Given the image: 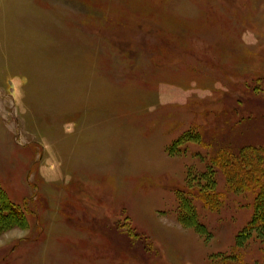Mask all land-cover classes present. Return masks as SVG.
<instances>
[{"label":"rangeland","instance_id":"1","mask_svg":"<svg viewBox=\"0 0 264 264\" xmlns=\"http://www.w3.org/2000/svg\"><path fill=\"white\" fill-rule=\"evenodd\" d=\"M219 140L264 143V0H0V264H264Z\"/></svg>","mask_w":264,"mask_h":264},{"label":"trees","instance_id":"2","mask_svg":"<svg viewBox=\"0 0 264 264\" xmlns=\"http://www.w3.org/2000/svg\"><path fill=\"white\" fill-rule=\"evenodd\" d=\"M184 135L186 134L184 133ZM194 135L197 136V140L200 143L207 144L202 135H199L197 132H195ZM177 142H179V140H177ZM173 146L174 145L169 147L170 150ZM214 147L215 150H213V154L210 156L211 165L220 167L226 178L228 187L235 190H252L253 188L257 190L254 201L255 212L243 232L238 234L237 243L241 245L244 242L243 236L246 235L247 237L252 232H255L256 237L264 242V143H247L240 147H235L232 142L219 140ZM206 171L207 170H204L200 173V179L203 183L199 185L197 190L194 191L192 189V184L195 181L193 179L194 176L192 178L189 176L186 181L187 189L184 188L177 192V220L183 226L193 227L200 234H205L206 232L204 226L198 222L193 200L198 199L212 208L217 205L220 199L218 190L215 188L216 182L213 179L214 177L211 172ZM3 196V192L0 191L1 220L8 216V209L14 208L6 202ZM12 213H14L13 210H11V214ZM126 233L131 238L133 235L135 236V234L131 233L130 229H127Z\"/></svg>","mask_w":264,"mask_h":264}]
</instances>
